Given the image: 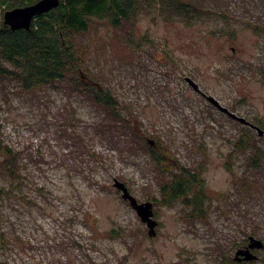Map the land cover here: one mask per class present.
Wrapping results in <instances>:
<instances>
[{"label": "rangeland", "instance_id": "rangeland-1", "mask_svg": "<svg viewBox=\"0 0 264 264\" xmlns=\"http://www.w3.org/2000/svg\"><path fill=\"white\" fill-rule=\"evenodd\" d=\"M216 5L228 12L227 21L212 19L189 26L144 14L121 29L98 22L101 25L92 35L94 40L100 38L111 85L136 102L135 115L143 133L149 139L153 134L163 135L183 162L200 168L213 198L230 188L233 174L243 175V165L236 163L232 170L224 165L240 126L192 88L185 77L192 76L205 92L240 115L264 120V82L259 74L264 63V33L254 28L257 21L264 25V0H219ZM145 34L153 42L137 50L131 39ZM8 92L10 103L1 111V137L27 147L22 163L27 177L24 190L30 201L0 204V230L11 239L0 252V261L220 264L206 253L209 226L199 222L188 228L180 214L184 209L181 202L168 205L154 200V217L159 223L156 235H149L146 223L114 186V178L124 180L140 201L150 200L151 191L158 195L159 184L148 182L149 164L142 160L130 163L133 158L126 164L112 148L107 135L96 127L100 120L106 126L103 113H92L82 105L73 113L80 122L70 126L66 109L76 104L74 96L69 102V94L55 89L31 96L13 89ZM3 94L0 89V99ZM117 128L112 131L119 133ZM79 132L88 145L82 154ZM93 149L110 162L102 165L94 160ZM4 182L0 178V184ZM214 222L231 224L226 216ZM113 228L124 231L113 236ZM72 239L83 247L71 243ZM231 254L234 257L235 249Z\"/></svg>", "mask_w": 264, "mask_h": 264}, {"label": "trees", "instance_id": "trees-1", "mask_svg": "<svg viewBox=\"0 0 264 264\" xmlns=\"http://www.w3.org/2000/svg\"><path fill=\"white\" fill-rule=\"evenodd\" d=\"M36 1L0 0V89L4 93L0 99V178L5 180L0 184V204L30 201L24 190L27 177L22 163V152L27 147L25 144L18 147L13 140L6 141L1 137L4 120L1 111L5 104L10 103L8 90L31 96L55 89L69 94V102L72 101L71 96L75 98L76 104L66 109L70 113V126L80 122L78 115L73 113L80 111L82 105L92 113H103L102 119H106L107 124L105 126V120H100L96 127L107 135L122 160L128 164L127 161L133 158L130 163L142 160L151 166L147 180L150 185L153 180L158 182L159 194L154 195L151 191L148 195L150 200L168 205L181 202L184 209L180 214L183 213L188 228L198 226L199 222L209 226L206 228V253L209 257L220 264H264V247L257 249L261 255L256 260L238 261L231 254L247 243L250 235L264 242V135L259 136L249 125L233 119L240 126V131L225 155L224 165L230 170L236 163L243 165V175L233 174L230 188L213 198L207 193L201 169L183 162L172 145L166 144L167 139L163 140V135L153 134L150 139L154 144H151L135 115L138 113L136 102L121 96L119 89L111 85L103 63L104 52L98 45L100 38H92L93 32L101 25L98 22L121 29L144 14L170 21L180 20L189 26L212 19L227 21L228 12L216 5L219 0H60L57 7L35 16L30 29H12L4 23L7 9ZM255 25V30L264 33L263 24L257 21ZM219 28L226 30L224 24ZM231 34H234V29H231ZM134 38L131 41L137 50H144L147 42H153L148 34ZM259 74L264 82V63L259 67ZM246 118L264 129L263 119ZM115 126L119 133L112 131ZM82 135L79 132L77 136L80 154L88 148ZM91 157L101 161L102 165L109 160L94 149ZM138 165L142 166L141 161ZM225 216L231 223L229 226L215 224L214 218ZM121 230L124 231L113 228L111 232L113 236H119L122 235ZM0 236L1 252L11 239H7L2 228ZM71 243L83 247L78 240L72 239Z\"/></svg>", "mask_w": 264, "mask_h": 264}, {"label": "water", "instance_id": "water-1", "mask_svg": "<svg viewBox=\"0 0 264 264\" xmlns=\"http://www.w3.org/2000/svg\"><path fill=\"white\" fill-rule=\"evenodd\" d=\"M59 4L60 0H38L32 4L7 9L4 12L3 21L12 29H30L35 16L48 12L52 8L57 7ZM185 79L192 86V88H194L197 92L201 93L210 103H212L220 111L224 112L225 114L239 121L242 124L249 125L258 132L259 136L264 135V129L247 119L245 116L240 115L236 111L231 110L228 106L221 103V101L213 94L205 92L192 76L187 75ZM149 141L151 142V144H154L153 139H149ZM114 186L121 190V196L129 201L130 205L135 209L141 220L146 223L149 235H156V226L159 222L154 217L155 202L152 200L139 201L138 198L133 193H131L126 183L117 177L114 178ZM263 247L264 242L262 239L257 238L254 235H250L248 237L247 245L245 247L238 248L235 252L234 258L238 261L256 260L259 258V255L255 253L253 249H260Z\"/></svg>", "mask_w": 264, "mask_h": 264}, {"label": "bare ground", "instance_id": "bare-ground-1", "mask_svg": "<svg viewBox=\"0 0 264 264\" xmlns=\"http://www.w3.org/2000/svg\"><path fill=\"white\" fill-rule=\"evenodd\" d=\"M80 119V118H79ZM113 119V118H112ZM115 119V118H114ZM118 120V119H117ZM101 130V129H100ZM86 131V130H85ZM84 150V149H83ZM129 156V155H128ZM126 157V156H125ZM128 159V158H127ZM110 161V160H109ZM129 161V160H128ZM126 163V162H125ZM125 182V181H123ZM127 185V184H126ZM128 186V185H127ZM129 188V187H128ZM130 190V189H129ZM131 191V190H130ZM142 191V190H141ZM121 192V191H120ZM132 193V192H131ZM153 195V194H152ZM139 200V199H138ZM140 201V200H139ZM124 202V201H123ZM155 202V201H154ZM127 204V203H126ZM154 207H155V204H154ZM157 209V208H156ZM129 210V209H128ZM185 217V216H184ZM139 218V217H138ZM214 218V217H213ZM215 219V218H214ZM158 220V219H157ZM188 221V219H187ZM187 223V222H186ZM205 223V222H204ZM208 223V222H207ZM235 223V222H234ZM203 225V224H202ZM229 228V227H228ZM235 228V227H234ZM239 234V233H238ZM229 237V236H228ZM247 237V236H246ZM236 241V240H235ZM261 249V248H260ZM236 252V251H235Z\"/></svg>", "mask_w": 264, "mask_h": 264}, {"label": "flooded vegetation", "instance_id": "flooded-vegetation-1", "mask_svg": "<svg viewBox=\"0 0 264 264\" xmlns=\"http://www.w3.org/2000/svg\"><path fill=\"white\" fill-rule=\"evenodd\" d=\"M152 201H153V200H152ZM156 219H157V218H156ZM247 243H248V241H247ZM247 243H245L243 246H240V247H245V246L247 245ZM240 247H238V248H240ZM238 248H236L235 251H236ZM253 251H254L255 253H257V249H253Z\"/></svg>", "mask_w": 264, "mask_h": 264}]
</instances>
